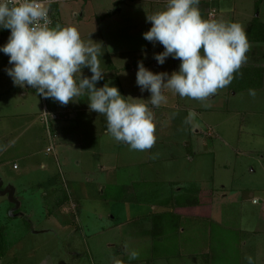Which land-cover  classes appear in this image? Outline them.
Wrapping results in <instances>:
<instances>
[{
	"label": "rangeland",
	"instance_id": "rangeland-1",
	"mask_svg": "<svg viewBox=\"0 0 264 264\" xmlns=\"http://www.w3.org/2000/svg\"><path fill=\"white\" fill-rule=\"evenodd\" d=\"M156 2L162 3L79 0L70 3L75 9L65 8L59 24L74 26L83 40L90 38L101 44L104 78L97 82V88L107 83L117 87L125 98L147 101L151 93L141 92L136 83L138 62L153 73L171 75L179 70L181 61L171 56L160 65L154 55L163 52V46L143 38L152 26L147 15L166 7ZM200 4L203 18L242 25L250 45L246 63L229 86L205 102L165 91L167 104L152 109L156 143L147 151L130 150L129 145L105 132L103 146L99 138H90L87 144L84 140L85 145L78 149L85 154L66 150L63 156L55 150L54 155H46L49 139L44 125L36 122L33 129H27L26 117L20 114L25 108L31 114L36 109L39 112L52 98L37 94V106L32 108L22 92L36 90L14 84L6 71L13 65L0 67V175L17 187L23 202L19 212L35 209L33 215L25 217L27 220L12 217L10 206H16L13 199L8 194L0 195L4 252L0 264H114L116 259L130 262L128 253L132 250L139 255L130 264H243L244 250L252 257V264H264V0H205ZM83 8L85 16L76 18ZM209 10L215 11V18L209 16ZM82 71L87 77L92 75L87 67ZM250 89L255 91L254 96L249 94ZM204 103L210 107H204ZM52 107H56L53 102ZM189 111L197 113L194 123L199 127L184 123ZM34 117L30 116L31 120ZM7 127L16 130L12 132L15 147L7 145ZM58 146L61 150L62 145ZM14 161L20 170L14 169ZM41 163L47 170L40 167ZM68 167L82 174L81 178L68 181ZM48 170L53 174L51 180ZM125 188L129 194L134 192L125 199L127 214L120 203L121 195H117ZM43 191L50 197L40 195ZM54 192L57 198L73 194L79 204L97 205L104 216L94 229L101 231L90 233L83 226L93 220L88 210L73 211L78 215L75 222L72 211H64V206L61 211H56V205L50 207ZM197 196L205 198L204 205L191 212L202 213L203 217L177 211L185 199ZM43 204L66 224L47 221ZM151 221L157 226L149 230ZM132 223L138 224L140 231ZM43 228L53 233L34 234ZM133 228L136 233L131 232ZM184 240L188 243L182 247Z\"/></svg>",
	"mask_w": 264,
	"mask_h": 264
},
{
	"label": "clouds",
	"instance_id": "clouds-1",
	"mask_svg": "<svg viewBox=\"0 0 264 264\" xmlns=\"http://www.w3.org/2000/svg\"><path fill=\"white\" fill-rule=\"evenodd\" d=\"M199 4L200 0H166L163 10L147 15L152 26L143 38L164 48L154 59L160 65L169 56L181 61L179 70L171 75L153 73L138 62L136 83L141 92L151 93L147 101L129 100L107 83L97 88V82L104 78L101 44L90 38L86 42L74 26L56 23L52 27L48 9L40 0H0V28L10 30L0 51L13 65L6 71L15 85H27L61 105L86 93L90 110L106 117L111 137L129 145L130 150L147 151L156 143L152 109L167 104L165 91L205 102L229 86L246 63L250 45L242 25L205 19ZM85 67L90 69V77L82 75ZM249 94L254 96L255 91L250 89ZM203 106L210 107L206 103ZM196 116L195 111H189L184 123L199 127L194 123ZM128 255L134 260L139 254L132 250ZM247 260L252 264L251 256ZM114 264L123 262L116 259Z\"/></svg>",
	"mask_w": 264,
	"mask_h": 264
},
{
	"label": "crops",
	"instance_id": "crops-1",
	"mask_svg": "<svg viewBox=\"0 0 264 264\" xmlns=\"http://www.w3.org/2000/svg\"><path fill=\"white\" fill-rule=\"evenodd\" d=\"M77 1H79V0H65L62 3L55 4L52 6V8H51L52 16H53L52 27H54L56 23H59L60 20L63 19V16L66 13L65 12L66 7H71L73 9H75V6H73V5ZM146 1L154 2L157 0H146ZM164 1H166V0H164ZM164 1H162V3L156 2V4H166V2H164ZM202 1H205V0H200V3ZM111 2L113 3V0H111ZM70 3H74V4L70 5ZM200 5L201 4H199V10L201 12L202 10H204V8L201 7ZM120 10H121V8L119 7L117 12H119ZM214 12L215 11H213V10H211V11L209 10V16L211 15L212 18H215ZM85 14H86V10H85V8H83L82 13H76L75 16H76V18H81V17H84ZM75 26H77V25L75 24ZM9 36H10V30L9 29L0 28V48H2L7 43ZM9 65H10L9 64V56H7L2 51H0V67L6 68ZM83 71H82V75L86 76V74L83 73ZM2 75H3V72L0 71V81L2 80ZM24 87H26L27 89L29 88V86H27V85H25ZM0 90H1V87H0ZM7 91L8 90H6V92ZM36 95H37V92H32L31 94L27 93V91H25V90L22 92V97L27 99L28 105H33V106H31L32 108H36L35 106H37L36 101H35V99L37 97ZM52 102L56 105V107H52L53 109L51 110ZM52 102L50 101V104H51L50 105L49 101L47 99L46 107L48 109L50 108L49 109L50 111L58 113L60 116L59 120L54 123V125L57 129V142H56L57 147H55L56 152L59 150L63 156L67 155V153H66L67 151L73 152L74 150L79 154H85V152H82V149L79 150L78 148L83 147V145H85V143H83L84 140L87 144V142L89 141L90 138H99L101 146L104 145L102 143L103 136H104L105 132L108 133L107 132L106 117L102 114H98V113L90 110L89 103H88L89 102L88 96L86 93L80 97H76L74 99V101H70L67 105H61L58 101H55L54 99H52ZM38 108H40V107H38ZM42 110L43 109H41L39 112H37L38 109H36V112L31 114L32 111H29L28 108H25L24 113L20 114V117H24V116L26 117L27 124H25V126L27 129H33L36 122L39 125L41 124L43 126V124L41 123V120H40V115H41ZM32 115H33V117L35 115L34 120H31L32 118H30V116H32ZM7 131H8L7 134H9V137L7 139V141H8L7 145L11 146V147L17 146V145H12V143L14 142L13 141L14 138H16L15 134H13L12 132H15L16 130H10V128L7 127ZM12 137H13V139H12ZM48 144H49V142L46 143V147H45L44 152H46V148L48 147ZM58 145H62V147H65V149H63L62 147H60L61 150L57 149L59 147ZM62 149L64 151H62ZM45 154L46 155H54L53 153L48 154L47 152ZM80 163H81V160L79 159L77 165ZM40 167H42L44 170H47V165H45L44 163H41ZM14 169L20 170V166L16 163V161H14ZM68 169H70V168L68 167ZM101 169L103 170L104 166L101 165ZM47 174H48L47 176L51 180L53 174L49 170L47 171ZM65 174L67 175L68 181L78 180L79 178H81L80 175H82V174H77L76 172H74L71 169L68 170L67 172H65ZM0 176H1L0 178L3 180L2 175H0ZM100 183L102 184L103 182H100ZM7 184H10V186L14 185L12 181L6 182L5 180H3L2 189L5 186H9ZM13 187H14V198L19 202V205L14 207V208H12V206H10L11 207L10 210L13 213L12 217L23 218V219L27 220L25 217H29L30 215H33L35 209L34 208L28 209L26 214L25 213L22 214L21 212H19V210H20L19 208H21L23 202H22V200H20V198L17 195V191H18L17 187H15V185ZM22 190H24V189H22ZM52 190L54 191V187H53V189H49L50 193ZM56 190L58 191L57 188H56ZM104 190L105 189L102 188V194H104V192H105ZM56 192H54L52 194L53 198L50 199V202L52 203V205H50V207L56 205L57 206L56 211L57 210L61 211V209H62L61 207L64 206L63 207L64 211L68 212L70 210L69 211L70 214L72 211V214L74 216L73 220L75 222L78 221V219H76V217H78V215H74L73 211H77L79 209L88 210L91 214L89 216L93 217V220H92V223H90V224L88 221H85L83 226L86 228L87 232L89 231L90 233H91V231H93V232H100L101 231L98 229L97 230L94 229V227H97L98 224L100 223V219H103L104 214L103 213L99 214L100 212H103V210H101L97 205H92L91 207L90 206L88 207L84 204H79L76 199L72 198L73 194L72 195L65 194L62 197L57 198ZM124 193H125V190L122 194L121 189H120V193L118 192L117 195L122 196V195H124ZM43 194L46 196V198L50 197L46 191H43L40 195H43ZM130 195H133V193H130ZM120 203H122V206L124 207L123 208L124 214H127L128 209H129L128 203H125V200H122ZM74 205H75V207H74ZM103 205H104V203H102V206ZM125 205L127 207L126 213H125ZM202 205H204V204H199V205L189 206V207H186V206L178 207L177 211L181 212L182 214H187V215L197 216V217H203V216H201L202 213L191 212L192 208L193 209L194 208H200V207H202ZM43 208H44V210L42 209V212L47 213L45 215L47 221H52V222L56 221V223L59 224L60 226H64L66 224V223L64 224L59 219H57V216L55 214L56 212L54 213L52 210L47 209L46 204H43ZM189 212L193 213L194 215L190 214ZM53 218L55 220H52ZM31 222L33 223V224L32 223L31 224L33 226H35L34 221L31 220ZM131 226H134V228H137V230H139V228L137 227V226H139L138 224L132 223ZM154 226L156 227L157 223L156 222L153 223L151 221L150 226H149V230H152V228H154ZM134 228L131 230L132 233H136L134 231ZM51 232L53 233V231L50 228H43L41 230V232L35 231L34 234H38V233L45 234V233H51ZM142 235H144V234H142ZM146 236H148V235H146ZM190 239L194 241L195 237H190ZM181 243H182V247H183L184 245H186L188 243V240L187 241L184 240ZM193 248L196 251L195 247H193ZM189 253H187V254H189ZM124 254H126V253H124ZM241 257L243 258V264H245V263L249 264V262L247 261L248 256H247V253L245 250L242 251Z\"/></svg>",
	"mask_w": 264,
	"mask_h": 264
},
{
	"label": "built area",
	"instance_id": "built-area-1",
	"mask_svg": "<svg viewBox=\"0 0 264 264\" xmlns=\"http://www.w3.org/2000/svg\"><path fill=\"white\" fill-rule=\"evenodd\" d=\"M64 1L65 0H40V2L48 9V15L52 20V25H53V16H52L51 8L53 5L62 3ZM157 1H164V0H157ZM59 118L60 116L58 113L50 111L46 106L43 108L42 113L40 115V119L44 127L47 129L49 144L48 147L46 148V152L48 154L53 153L55 151L57 135L54 134L51 129H52V125L56 121H58Z\"/></svg>",
	"mask_w": 264,
	"mask_h": 264
},
{
	"label": "trees",
	"instance_id": "trees-1",
	"mask_svg": "<svg viewBox=\"0 0 264 264\" xmlns=\"http://www.w3.org/2000/svg\"><path fill=\"white\" fill-rule=\"evenodd\" d=\"M241 74V73H240ZM238 83H242V82H238ZM239 84V85H240ZM233 87V86H232ZM44 129H45V132H46V134H47V129L44 127ZM52 132L54 133V134H56L57 135V129H56V127H55V125L53 124L52 125ZM122 190V189H121ZM125 190V194L124 195H122L120 198L122 199V200H127L129 197H131L132 195H130L129 194V190L127 189V188H125L124 189ZM133 194H134V192H133ZM207 199L208 200H210V197H209V195L207 194ZM186 201H183V204L181 203V205L179 206V207H183V206H186V207H189V206H195V205H199V204H204V201H205V198L202 196V198L200 199V197L199 196H197L196 198H193V199H185ZM2 243H3V240H2V233L0 232V259H1V257H3V255H4V252H3V246H2ZM130 262H125V261H122V262H125V263H131V262H133L134 260H129Z\"/></svg>",
	"mask_w": 264,
	"mask_h": 264
},
{
	"label": "water",
	"instance_id": "water-1",
	"mask_svg": "<svg viewBox=\"0 0 264 264\" xmlns=\"http://www.w3.org/2000/svg\"><path fill=\"white\" fill-rule=\"evenodd\" d=\"M3 186V180L0 178V195H6L8 194L10 198H12V202H15L16 199L14 198V187L13 186H6L2 189Z\"/></svg>",
	"mask_w": 264,
	"mask_h": 264
},
{
	"label": "flooded vegetation",
	"instance_id": "flooded-vegetation-1",
	"mask_svg": "<svg viewBox=\"0 0 264 264\" xmlns=\"http://www.w3.org/2000/svg\"><path fill=\"white\" fill-rule=\"evenodd\" d=\"M3 188H5V187H3ZM13 203H14L16 206L19 205V202H18L17 200H16L15 202H13ZM15 205H14V206H15ZM16 206H15V207H16Z\"/></svg>",
	"mask_w": 264,
	"mask_h": 264
}]
</instances>
